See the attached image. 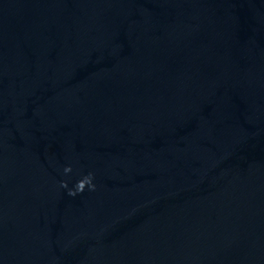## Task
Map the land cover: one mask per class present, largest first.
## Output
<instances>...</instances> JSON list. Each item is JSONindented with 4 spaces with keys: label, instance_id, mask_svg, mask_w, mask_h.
Masks as SVG:
<instances>
[{
    "label": "water",
    "instance_id": "obj_1",
    "mask_svg": "<svg viewBox=\"0 0 264 264\" xmlns=\"http://www.w3.org/2000/svg\"><path fill=\"white\" fill-rule=\"evenodd\" d=\"M0 264H264V0H0Z\"/></svg>",
    "mask_w": 264,
    "mask_h": 264
}]
</instances>
